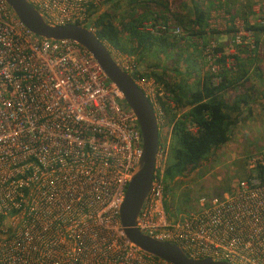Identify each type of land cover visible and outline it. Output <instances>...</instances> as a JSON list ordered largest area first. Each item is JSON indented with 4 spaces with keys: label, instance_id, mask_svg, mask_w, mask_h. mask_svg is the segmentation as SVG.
<instances>
[{
    "label": "built area",
    "instance_id": "2783aa9c",
    "mask_svg": "<svg viewBox=\"0 0 264 264\" xmlns=\"http://www.w3.org/2000/svg\"><path fill=\"white\" fill-rule=\"evenodd\" d=\"M26 2L49 25L76 24L94 35L93 17L105 0ZM230 20L217 9L206 23L219 30ZM242 22L232 20L231 51L239 59L244 41L247 51L253 48ZM159 28L146 26L151 34ZM104 46L151 104L158 131L165 129L135 228L189 258L264 264V184L253 174L264 158L248 157L250 176L226 191L166 212L170 129L157 103L162 87L138 78L132 56ZM212 48V42L204 48L206 59L219 56ZM208 70L216 83L219 66ZM140 154L135 118L94 59L72 41L33 35L0 0V264H168L132 247L121 232L118 208Z\"/></svg>",
    "mask_w": 264,
    "mask_h": 264
},
{
    "label": "trees",
    "instance_id": "16d2710c",
    "mask_svg": "<svg viewBox=\"0 0 264 264\" xmlns=\"http://www.w3.org/2000/svg\"><path fill=\"white\" fill-rule=\"evenodd\" d=\"M181 1L185 13L178 8L171 9L166 0H136L124 17L114 13L118 0H105L104 10L93 17L96 39L115 52L132 56L137 61L138 78L149 77L162 87L163 97L158 98L157 103L162 124L170 129L163 173L165 203L172 208L182 203L178 212L190 208L188 198L182 193L180 199L171 201L168 198L169 188L176 178L194 171L209 155L221 148L229 140L231 130L246 118L256 99L250 78L260 77L258 68L253 69L250 64L264 61V38L259 37L264 34V24H248L246 19L251 14L248 4L237 5L234 11L238 15L241 12L245 30L252 34L253 48L239 59L236 54L224 53L222 45L215 44L211 54L219 56L206 59L203 50L211 42V36L218 33L208 29L206 22L210 12L224 9L231 17L234 12L221 2L203 6L199 0ZM146 26L152 29L162 26L163 29H156L151 34ZM173 27L180 29V35L171 33ZM227 31L232 32L230 29ZM181 42L192 43L189 47L192 51L197 49V53L207 60L208 67L211 64L219 66L216 83H213V75L208 67L191 84L186 81L168 82V72L177 78L190 77L189 71H193V67L187 56L181 58L178 55L179 64L171 68L147 63L152 57L167 56L171 52L174 54L177 48L182 51ZM142 65L143 69L140 68ZM168 102L172 104L171 107ZM253 174L264 184V165L257 164Z\"/></svg>",
    "mask_w": 264,
    "mask_h": 264
},
{
    "label": "rangeland",
    "instance_id": "374dc122",
    "mask_svg": "<svg viewBox=\"0 0 264 264\" xmlns=\"http://www.w3.org/2000/svg\"><path fill=\"white\" fill-rule=\"evenodd\" d=\"M133 1L136 0H118V8L114 10V13L117 16L124 15V17H126L125 15H128L131 6H133ZM166 1L171 9L178 8L179 11H185L181 0ZM199 1L203 6H207V4L216 5L217 3L221 2L234 12V16L231 17L229 22L230 24L226 29L218 30L214 28H208L209 31L214 30L218 32L216 35L211 36L212 39H215H209L213 44V48L215 47V44H220L224 48V53L227 52L229 54H234L231 50H235L236 48L235 44L232 43V20L236 19L241 21L242 18L240 16L241 12L239 15L235 14L234 8H238L237 5L248 4L247 6L248 9H250L251 14L247 17V22L254 24L257 22V20H259L262 22V24H264V0ZM228 29H230V31L232 30V32L227 31ZM259 37L264 38V34ZM245 43L246 42L244 41L241 47H238V52H240L239 54L243 55L241 58H244V55L248 54V51L246 50L247 44ZM179 44L181 46L180 48H182V51L177 48L174 54L171 52L167 56L157 57L156 55L157 58L152 57V59L147 60V63H157L161 66L171 68L172 66L179 64L177 62L178 55H181V58L182 56L183 58L187 56V60L190 61V66L193 67V71H189L190 77L183 76L181 78H177L168 72V75H166V80L170 83L186 81L187 83L191 84L198 76L205 72V68L208 67L207 60L197 53V49L192 51V48L189 47L192 43L181 42ZM178 59H180V57ZM134 60L136 61V59ZM180 66L183 68L182 65ZM250 66L253 69L254 67L258 68L257 71L260 76L258 79L250 78L249 81V83L253 84L254 96L256 97L254 103L250 106V112L246 115V118L243 121L237 123L236 126L231 130L229 140L221 148L209 155L206 160L202 162L200 166H198L194 171L180 178H176L173 181L172 186L168 190V198L171 201H176L178 198L180 199V194L183 193L185 194L186 198H188V206H191L192 202H194V200L200 196L210 197L218 195L223 191H226L233 182L239 179H244L249 175V172L246 168V160L248 157L255 156L264 158V61H253L251 62ZM178 112L176 111V113ZM164 130L165 129L158 131L159 137L162 136ZM180 208H182V203H180L178 207L173 206V208H169L168 203L164 202V209L166 212H169L170 209H173L176 213Z\"/></svg>",
    "mask_w": 264,
    "mask_h": 264
},
{
    "label": "water",
    "instance_id": "95a60500",
    "mask_svg": "<svg viewBox=\"0 0 264 264\" xmlns=\"http://www.w3.org/2000/svg\"><path fill=\"white\" fill-rule=\"evenodd\" d=\"M2 1L33 35L49 41H72L84 49L132 112L141 137V154L118 208L121 232L127 243L168 264H228L209 258H189L176 245L158 241L135 228V219L150 189L159 136L154 110L143 92L135 85L132 76L114 62L104 44L85 27L76 24L49 25L26 0Z\"/></svg>",
    "mask_w": 264,
    "mask_h": 264
},
{
    "label": "crops",
    "instance_id": "0c3cea01",
    "mask_svg": "<svg viewBox=\"0 0 264 264\" xmlns=\"http://www.w3.org/2000/svg\"><path fill=\"white\" fill-rule=\"evenodd\" d=\"M140 68H141V69H143V68H144V66L142 65Z\"/></svg>",
    "mask_w": 264,
    "mask_h": 264
}]
</instances>
